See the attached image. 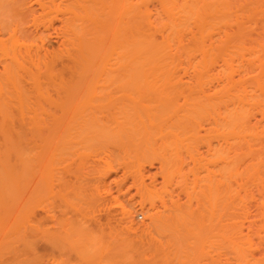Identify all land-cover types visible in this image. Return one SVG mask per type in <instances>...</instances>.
Here are the masks:
<instances>
[{
  "label": "bare ground",
  "instance_id": "bare-ground-1",
  "mask_svg": "<svg viewBox=\"0 0 264 264\" xmlns=\"http://www.w3.org/2000/svg\"><path fill=\"white\" fill-rule=\"evenodd\" d=\"M32 1L29 6L24 0H0V204H17L16 209L19 205L22 226L17 240L23 264H38L36 203L52 186L58 153L67 151L62 147L66 145L62 128L71 126L68 130L83 137L79 140L83 145L87 130L107 126L109 120H129L136 103L145 107L155 102H136L128 95L124 103L117 97L119 103L114 104L109 99L116 92L111 89L167 86L181 95L186 92L182 99L156 106L184 132L187 127L196 136L199 129L205 132L199 139L206 142L207 151L200 160L191 156L194 181L186 191L198 199V207L206 205L207 198L210 205L254 203L264 217V0ZM29 19L43 32L32 33ZM51 38L60 39V46L49 51L45 46ZM23 75H29L32 91L25 87ZM13 103L15 116L9 110ZM136 175V191L144 192L146 181L141 173ZM141 202L148 223L140 229L126 209L127 232L132 237L140 232V239L165 253L169 260L164 264L171 260L170 264H195L197 243H203L196 237L200 208L197 213L183 210L172 201L154 212L153 204L145 209ZM237 229L231 243L234 258L229 253L225 261L217 256L212 263L264 264V251L256 254L264 250L256 248L264 245L262 235L256 246L253 238ZM253 229L247 231L250 236L263 230ZM200 247L202 253L204 246ZM200 263L201 259L196 264Z\"/></svg>",
  "mask_w": 264,
  "mask_h": 264
},
{
  "label": "rangeland",
  "instance_id": "rangeland-1",
  "mask_svg": "<svg viewBox=\"0 0 264 264\" xmlns=\"http://www.w3.org/2000/svg\"><path fill=\"white\" fill-rule=\"evenodd\" d=\"M32 2V0H24V3L29 6ZM31 21H29L30 24L32 23L30 31L35 35L42 33L43 29L39 28L36 30ZM48 33L52 32L49 31ZM51 39L54 40L52 41ZM51 39V42L48 40L49 42H46L47 46H45L49 47V51L56 50L60 46V39H57V42L56 38ZM24 77H26V80H22L26 81L28 85L24 83L25 87L31 90L29 86L32 85L30 84L29 75ZM140 86L132 91H124L123 89L114 91L111 89L109 90L111 93H116L111 95L109 100L112 99V103L115 104L119 103V98L121 100L120 103H124L126 100L124 98L130 95L136 99V102L141 99H149L155 102L151 106L145 107L136 103L130 112L129 120L123 118L117 123H110L111 120H109L107 126H99L102 128L97 127L93 131L92 129L87 130L84 133L87 142L84 140L83 145L79 144L82 143L79 140H82L83 137L78 139V137H75L76 134L73 130H68L71 126L69 127L68 125L62 128H65V131L62 130V145H67V147H65L66 145L62 146L64 149L67 148V151L65 149L62 152L69 151L70 153L64 152V156H61V151L58 153L60 156L54 160L56 161L55 165H53L54 170L52 168V171H54L51 177L52 186L39 196L38 203H36V239L38 248L35 260L38 264L41 261L43 262L42 264H152L155 261L154 258L160 260L159 262L155 261V263L164 264L165 261L169 260L165 253L160 254V251L151 247L144 238L140 239V232L132 237L129 231L127 232V228H125L127 226L126 223H128V216H124L125 213L123 211L126 209L132 211V220L135 224L137 223L136 225L140 229L143 230L144 228L142 227L148 223L144 215L145 210L142 211L140 209V201L145 203V209H151L153 204L154 208L152 210L154 212L163 209V202L169 207L172 201L178 203L183 210L191 208L197 213L196 209L200 208V214H196V217L200 216L201 224L195 223L196 228H198V230L196 229L197 231L195 230L197 235L195 236L198 237L197 240L203 242L197 244L204 246L201 253V247L198 245L200 250L198 249L199 256H197L201 259L200 264H211L212 261L215 263L217 256L223 262L227 255L229 256V253L231 257L233 256L231 255V243L236 240L234 235L237 232L236 226L239 227L243 234L245 232V235L247 233L249 238H253L252 241L254 240L253 243L256 246H258V242L261 243L258 237L264 238V217H261L260 212L258 213L260 210L258 204L250 203V205L244 204V206L237 203L210 205L208 198L207 201L201 197L202 200H206V205L208 206L203 203L201 208L198 207V199L186 191L185 188H191V184L194 181L191 170L194 163L191 160V156L194 158L196 156L195 159L200 160L199 157L205 156L207 151V146H204L206 142L202 141L200 136L202 133H204L202 136H205V132L199 129V135L196 136L194 132L188 131L189 127L186 128L187 132H184L179 125V127L172 125L167 120L166 113L161 115V110L156 108V106H159L157 103L167 102L169 99H178V97L182 99V96L187 93L185 92L181 95V92L173 91L172 87L167 89V86H159L153 90H144ZM109 91L107 92L108 94ZM119 95L122 96L119 97ZM9 110L14 116L16 115L17 108L15 103L11 105ZM12 121H15V118ZM192 129H195V127ZM68 132H71V134ZM66 134L69 138L65 139ZM84 135L81 134L79 136ZM199 137L201 138L199 139ZM72 138L76 141L74 142ZM76 145H81L84 148L81 146L76 147ZM69 147H71L70 150H68ZM162 160L166 161L163 167H161ZM137 172L139 173L137 175L141 173V176L144 177L143 180L146 181V193L145 191H136L137 187L134 184L133 176ZM198 183L197 185H200V182ZM141 193L143 194L141 195ZM139 194L143 197L142 199ZM146 199H149V201ZM42 200L44 201L42 202ZM143 200H146L147 204ZM11 206L13 207L14 204L6 207L0 204V264H23L19 259V241L17 240L19 239L18 233L20 232L19 227L21 228L22 226L20 225L22 224V221H20L22 219L19 215V205L18 209L15 206L10 209ZM14 211L16 214L13 213ZM1 213L6 214V217L2 216ZM260 224L262 225L260 226ZM257 227H262L263 229L261 230L262 232L260 231L259 236H250L247 231L250 229L255 230ZM203 229H205L204 234L202 232ZM224 230L226 235L224 234L223 237L218 235V232L221 233ZM207 232H210L209 235H207ZM211 233L213 234L211 235ZM204 236H206V240ZM208 238H210V241H208ZM261 241L264 243V240L261 239ZM261 244L260 247H255L262 248L264 245L262 244L261 246ZM260 250L264 251L262 249L256 250L258 251L256 254L264 253ZM164 256L168 258H164ZM254 256L257 257L258 255L256 256L254 253ZM198 257H196L198 260H196L195 264L199 263L200 259ZM233 258H231V262L235 261ZM171 261L168 263L170 264ZM155 263L153 262V264Z\"/></svg>",
  "mask_w": 264,
  "mask_h": 264
}]
</instances>
